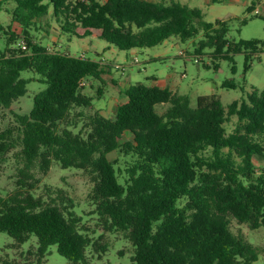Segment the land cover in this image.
Returning a JSON list of instances; mask_svg holds the SVG:
<instances>
[{
	"label": "trees",
	"instance_id": "obj_1",
	"mask_svg": "<svg viewBox=\"0 0 264 264\" xmlns=\"http://www.w3.org/2000/svg\"><path fill=\"white\" fill-rule=\"evenodd\" d=\"M7 3L14 5L12 22L22 35L7 28L13 47L0 54V110H11L27 94L30 81L22 78L24 72L37 75L46 88L35 96L29 114L11 113L8 126L0 128V174L11 159L16 164L14 192L0 196V233L17 245L35 237L40 263L51 247L69 264H87L89 247L99 256L107 252L102 237L94 241L81 224L72 201L57 203L62 190L52 198L48 189L49 201L34 195L57 163L90 178L89 200L99 226L123 234L133 247L134 264L256 263L260 249L241 231L234 234L231 224L250 231L264 228V168L255 164L256 158L264 161V90H253L226 110L216 94L199 96L193 107L187 96L138 83L121 91L125 102L112 120L93 111L94 98L83 85L104 84L110 67L50 51L34 32L47 31L46 20L47 27L58 26L59 34L86 38L98 33L120 51L201 34L195 56L209 50L212 59L232 62L234 55L245 54V71L248 54L264 44L231 43L227 21L208 23L200 9L174 1L2 0L0 12ZM255 9L252 0L247 11ZM20 38L25 52L17 49ZM223 88L236 85L228 81ZM103 94L98 88L99 97ZM167 104L159 114L157 107ZM233 117L237 125L228 134L225 126ZM114 152L121 162L109 159ZM0 264L12 263L2 259Z\"/></svg>",
	"mask_w": 264,
	"mask_h": 264
},
{
	"label": "rangeland",
	"instance_id": "obj_2",
	"mask_svg": "<svg viewBox=\"0 0 264 264\" xmlns=\"http://www.w3.org/2000/svg\"><path fill=\"white\" fill-rule=\"evenodd\" d=\"M154 1L160 2L161 0ZM171 1L200 9L204 21L208 23H215L217 20L227 21L229 25L227 39L231 43L259 40L264 44V11H261L258 5L259 0H256V9L252 13L247 11L248 6L244 3L245 0H219L218 3H213L212 0H166V3ZM248 1L252 2V0ZM13 7V4L7 3L0 12V26L4 29L0 32V54L13 47L7 42L9 26L12 31L22 35L20 25L12 22ZM256 10L259 13H256ZM42 23L47 31H35L34 36L50 51H60L76 57L84 56L87 59L103 62L110 67L108 73L103 77L104 84L97 81L92 89L86 83L84 84V93L94 98L93 111H99L106 118L112 120L115 119L114 108L118 106L117 104L123 103L125 99L119 88L138 83L149 85V80L152 77H163L175 82L177 84L175 91L180 95L187 96L193 107L196 106L199 96L216 94L227 110L234 101L246 100L248 94L253 90H264V46L258 52L248 54L250 68L245 71V54L234 55L232 62L212 59L209 50L205 51L203 56H195L194 45L202 38L201 34L194 39L185 41L172 37L153 48L120 51L99 39L95 34L86 38L71 37L68 34H59L56 24H52L54 27L52 29V27H47L46 20ZM47 32L50 33L49 36ZM22 41L23 38H20L19 43ZM195 59H199V62H196ZM116 66H119L120 69H117ZM234 67L236 68L235 73L232 71ZM22 78L30 81L27 86V94L15 102L11 110H0V128L8 126L12 120L11 113L29 114L33 109L35 96L46 88V85L39 82V77L31 72L22 73ZM228 81L233 82L236 88H223V84ZM98 88L104 92L102 97L98 95ZM169 107V104L160 105L157 107V112L163 114ZM236 125L237 118H231L225 126L227 133H232ZM109 159L112 161L119 159L121 162V157L117 152L110 154ZM255 164L259 170L264 168V161L260 159L256 158ZM15 168V160L11 159L0 174L1 197H7L14 192ZM36 177L39 178L38 173H36ZM48 189L54 192L52 198L56 197L57 190H62L63 199L57 203L72 201L75 212L82 217L81 224L88 229L93 240L97 241L101 236V243L107 245V252L100 256L93 253L89 247L86 251L87 264H134L132 262L133 247L123 234L121 232L108 233L99 226L97 215L94 214L95 206L89 200L92 184L90 178L83 171L74 168L62 169L57 163H54L47 176L37 186L34 195L49 201ZM231 230L234 234L241 231L248 237V241L252 245L260 249V258L254 264H264V228L250 231L247 226H239L235 221H232ZM36 250L35 237L23 245H17L8 234L0 233V260L5 259L12 264H69L66 258L57 253L55 247L49 249L48 255L40 263Z\"/></svg>",
	"mask_w": 264,
	"mask_h": 264
},
{
	"label": "crops",
	"instance_id": "obj_3",
	"mask_svg": "<svg viewBox=\"0 0 264 264\" xmlns=\"http://www.w3.org/2000/svg\"><path fill=\"white\" fill-rule=\"evenodd\" d=\"M154 1V0H153ZM260 3L258 4L259 7L261 8V11H264V0H259ZM245 4H247V6H249V1L248 0H245L244 1ZM258 11V10H256ZM80 32V31H79ZM96 35L97 37H99L98 33H93V35ZM149 85L148 86H152V87H158V88H161V89H170L172 92L174 93H178L175 91V89L177 88V84L175 82H172L171 80H168L166 78H156V77H152L150 80H149ZM124 84V83H123ZM89 85H91V82L89 83ZM123 86V85H122ZM130 87V86H129ZM127 85H124L123 88H119V91H125L127 89ZM120 91V92H121ZM124 96V95H123ZM125 97V96H124ZM124 102H125V99H124ZM118 105V104H117ZM116 105V106H117ZM115 109V108H114ZM115 112V111H114Z\"/></svg>",
	"mask_w": 264,
	"mask_h": 264
},
{
	"label": "built area",
	"instance_id": "obj_4",
	"mask_svg": "<svg viewBox=\"0 0 264 264\" xmlns=\"http://www.w3.org/2000/svg\"><path fill=\"white\" fill-rule=\"evenodd\" d=\"M256 13H259V11H256ZM17 49H18V50H21V51H23V52L27 51L28 48H27V45H26L25 41L20 42V43L18 44V46H17ZM181 55L184 56L183 54H181ZM195 61H196V62H199V59H195ZM116 68H117V69H120L119 66H116ZM84 84H85V83H83V85H84Z\"/></svg>",
	"mask_w": 264,
	"mask_h": 264
}]
</instances>
